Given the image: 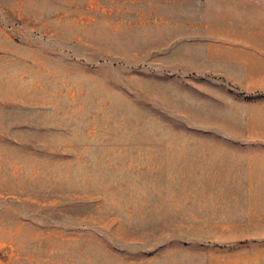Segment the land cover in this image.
Wrapping results in <instances>:
<instances>
[{
    "label": "rangeland",
    "instance_id": "obj_1",
    "mask_svg": "<svg viewBox=\"0 0 264 264\" xmlns=\"http://www.w3.org/2000/svg\"><path fill=\"white\" fill-rule=\"evenodd\" d=\"M0 264H264V0H0Z\"/></svg>",
    "mask_w": 264,
    "mask_h": 264
},
{
    "label": "crops",
    "instance_id": "obj_2",
    "mask_svg": "<svg viewBox=\"0 0 264 264\" xmlns=\"http://www.w3.org/2000/svg\"><path fill=\"white\" fill-rule=\"evenodd\" d=\"M260 50H262V49H260ZM260 218H263V215H259V219H260ZM261 225H262V224H261L260 221H259V227H261ZM261 234H262V232L259 231V236H261ZM259 240H260V239H259Z\"/></svg>",
    "mask_w": 264,
    "mask_h": 264
}]
</instances>
